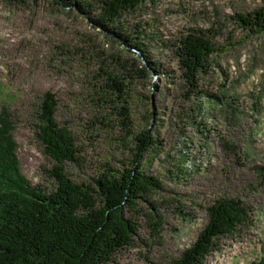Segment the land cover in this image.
Here are the masks:
<instances>
[{
	"label": "rangeland",
	"instance_id": "obj_1",
	"mask_svg": "<svg viewBox=\"0 0 264 264\" xmlns=\"http://www.w3.org/2000/svg\"><path fill=\"white\" fill-rule=\"evenodd\" d=\"M87 1L95 8L83 12L77 0H0V112L12 122L23 174L56 188L37 137L51 92L79 149V161L65 165L78 183L121 168L139 134L157 140L144 161L162 182L151 196L157 211L139 206L138 234L110 264H173L222 198L241 200L250 220L217 239L205 264L264 260V32L239 19L264 0H145L124 20L147 40L144 54L122 32L96 26L100 0ZM197 32L216 51L195 87L177 51Z\"/></svg>",
	"mask_w": 264,
	"mask_h": 264
},
{
	"label": "trees",
	"instance_id": "obj_2",
	"mask_svg": "<svg viewBox=\"0 0 264 264\" xmlns=\"http://www.w3.org/2000/svg\"><path fill=\"white\" fill-rule=\"evenodd\" d=\"M144 1L100 0L96 26L122 32L144 54L147 40L141 34L134 37L124 27L127 16ZM76 4L83 12L95 8L85 0ZM239 19L264 32V6ZM215 51L216 45L203 32L182 40L177 54L191 85L197 87V76L207 70ZM58 103L55 94L47 93L37 115V137L54 162L50 174L56 188L51 192L32 185L23 174L12 122L7 111L0 112V264H110L138 234L139 206L146 204L157 211L151 196L162 189V182L144 168L145 156L157 140L148 132L139 134L132 159L123 161L121 168L78 183L65 169L66 164L79 161V149L73 133L56 119ZM257 172L264 182V166ZM208 213V224L173 264H205L217 239L232 235L250 220L249 209L239 199H219ZM253 264H264V260Z\"/></svg>",
	"mask_w": 264,
	"mask_h": 264
}]
</instances>
